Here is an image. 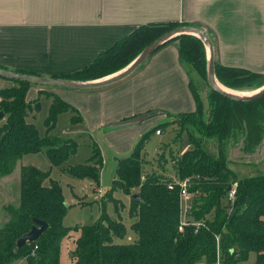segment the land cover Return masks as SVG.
I'll list each match as a JSON object with an SVG mask.
<instances>
[{
    "label": "trees",
    "instance_id": "16d2710c",
    "mask_svg": "<svg viewBox=\"0 0 264 264\" xmlns=\"http://www.w3.org/2000/svg\"><path fill=\"white\" fill-rule=\"evenodd\" d=\"M178 26L189 25L174 21L139 25L87 65L59 78L90 81L115 73L154 39ZM204 32L211 41L209 31ZM170 42L176 43L179 60L203 74L205 52L197 37L179 34L153 53ZM213 73L216 80L225 86L240 82L252 83L258 88L264 84L263 75L223 66L214 59ZM12 82V85L0 88V112L3 114L0 118V177L9 174L22 155L42 149L51 165H60L75 153V141L46 133L39 136L35 128L25 121L29 104L24 97L30 84ZM211 91L214 105L209 109L207 125L201 121V108L197 101H194L193 111L178 113L177 116L193 118L196 125L204 127L207 137L217 141L216 154L210 155L200 144L190 142L191 148L169 159L176 182L153 172L143 175L141 153L144 143L150 133L159 129L155 127L144 132L127 155L116 157L115 178L103 196L105 201L112 202L116 216L109 217L101 206L102 211L93 224L76 228L78 235L70 255L71 264H195L198 261L204 264H238L246 260L249 253L254 254L251 264H264V172L238 178L228 167L221 146L227 144L236 131L241 132L244 152H251L259 145L264 135V94L252 101H234ZM44 94L50 98L44 119L47 130L61 111L77 112L56 95ZM257 104L258 109H254ZM238 108L243 109L242 117H238ZM75 117V120L72 117L70 120L80 119L77 113ZM158 158H163L162 152ZM100 165L99 149L91 144L87 161L69 167L67 171L78 178L96 182ZM46 178V174L36 167H19L18 203L16 206H2L7 219L0 226V264H9L20 258L26 264H58L59 242L67 236L70 228L61 224L65 205L60 188L51 180L44 184ZM183 180H186L185 190L190 195L184 219L178 184ZM227 186L234 188L231 200L227 199ZM116 187L129 195V227L136 236L131 243L113 242L114 238L123 236L125 229L119 215L123 205L111 195ZM133 193L138 194L135 200L131 198ZM103 197L102 205L105 202ZM33 217L46 223L45 230L36 241L15 251L16 239L29 230Z\"/></svg>",
    "mask_w": 264,
    "mask_h": 264
},
{
    "label": "crops",
    "instance_id": "0c3cea01",
    "mask_svg": "<svg viewBox=\"0 0 264 264\" xmlns=\"http://www.w3.org/2000/svg\"><path fill=\"white\" fill-rule=\"evenodd\" d=\"M170 21L208 30L213 59L219 64L264 76V0H0V69L57 78L87 65L137 26ZM125 79L98 88L102 90L30 84L24 97L27 111L45 92L99 127L151 110L179 113L194 108L172 43L151 54ZM12 84L0 78V88ZM150 123L109 128L114 154L130 152ZM259 144L257 150L264 147V135ZM7 176L0 177L4 199ZM253 260L252 253L249 264Z\"/></svg>",
    "mask_w": 264,
    "mask_h": 264
},
{
    "label": "rangeland",
    "instance_id": "374dc122",
    "mask_svg": "<svg viewBox=\"0 0 264 264\" xmlns=\"http://www.w3.org/2000/svg\"><path fill=\"white\" fill-rule=\"evenodd\" d=\"M171 43L174 47L176 46L175 42H170V44ZM204 52L206 62L207 53L205 48ZM179 64L181 69L184 71L187 80V88L191 94L193 102L197 101L201 108V121L204 125H207L210 120L209 109L214 105L212 101L214 100V94H212V91L206 82V63L203 74H200L192 67V65L183 60H179ZM129 76L126 78H129ZM104 78H100L98 80H102ZM125 80L127 79H124L123 81ZM8 81L12 82L10 80ZM123 81H118V84ZM225 87L237 92L250 93L256 91V85L252 83L235 82L233 86ZM49 101V98L44 93H40L37 101L39 103V109L37 110L32 108L30 112L26 111L25 121L30 123L41 137L46 133L47 135L60 137L61 139H73L76 143V151L60 165H51L47 160L43 149L35 153L22 155L16 161V167H14L12 171L7 174L8 180L5 184L6 193L8 195L5 199L7 201L0 193V226L7 219V214L3 211L2 206L5 205L6 202L7 204L9 202L10 205L18 203L19 167L21 165L36 167L38 170L46 174L47 178L44 180V184H48L49 180L57 183L65 205V211L61 218V224L69 227L70 231L67 236L61 238L59 242L58 264H71L70 255L74 249V242L78 235V230H76V228L93 224L102 211L101 206H103L104 213H106L109 217L116 216L112 202L105 201V197L103 196L111 187L112 181L115 178L116 157H122L121 155L125 156L129 152H125L121 155L114 154V151H117V149L116 145H114L115 142L110 141L109 137H107L106 132H108L107 130L109 128L124 129L128 127H135L138 124H144L148 122V120H151L149 127L143 131L141 135L155 127L159 129V132L157 134L155 132L150 133L144 143L143 151L141 153L143 175L153 172L157 175L170 178L175 182L177 179L170 167L169 159L176 157L178 154L182 153L183 150L191 148L192 145L190 142L200 144L201 148L210 155L214 156L217 151V141L214 138L207 137L208 135H206L203 131L204 127L196 125V120H192L193 118L188 117L181 118L182 116H177L178 113H170L168 111H166L168 112L167 114L157 113L150 115L146 119L133 124H127L120 127H110L106 124L103 127H99L90 125V123L87 122V119H83L78 112L76 113L79 115L80 119L72 122L70 118L72 117L73 120H75L76 113L66 110L57 114L53 126L47 130L44 125V119L47 114V104H49ZM122 105H124L123 102ZM258 107L259 104L253 106L254 109H258ZM194 109L195 103L193 110ZM242 111V108H238L236 110L238 117H242V114H244ZM141 135L136 138L134 143ZM241 140V132L236 131L231 139L229 138L227 144H221L228 161V167L236 173L238 178L264 172V147L257 150L260 145L259 144L253 151L244 152L242 150L243 144L241 143ZM91 144L96 145L101 156V165L97 171L96 182H93L88 178H78L71 175L67 171L69 167L81 165L87 161L91 154ZM262 145L264 144H261V146ZM160 152H162L163 155L162 159L158 158ZM111 195L115 200L123 205V207L119 210V215L125 228L123 236L120 238H114L113 242L131 243L135 240L136 236L129 227L131 222V219L127 214L129 195H126L120 188L117 187L113 190ZM102 197L103 201H105L103 205L101 203ZM3 199L5 201H3ZM180 209L183 214L182 219H184V213H186L188 209L187 201L180 202ZM251 255L252 253H249L248 258L239 264H249ZM9 264H26V261L20 258L13 260Z\"/></svg>",
    "mask_w": 264,
    "mask_h": 264
},
{
    "label": "water",
    "instance_id": "95a60500",
    "mask_svg": "<svg viewBox=\"0 0 264 264\" xmlns=\"http://www.w3.org/2000/svg\"><path fill=\"white\" fill-rule=\"evenodd\" d=\"M179 34H190L197 37L203 44L204 48L206 49L207 59H206V82L208 86L214 90L215 92L225 96L234 101H252L257 99L258 97L264 94V84L258 88H256L257 92L248 95H234L230 92H226L222 88L219 87L217 81L215 79L213 73V50H212V43L209 39V36L201 29L195 26H178L173 28L166 33L162 34L158 38L154 39L148 45H146L137 55L136 57L130 61L125 67L118 70L115 73L110 75V78L105 80L97 81V80H90V81H74L68 80L63 78H55V77H41L32 74H26L21 72H13L9 70L0 69V78L6 80H15L26 82L28 84L34 85H42V86H49V87H57V88H65V89H73V90H91V89H98L102 88L111 84H114L118 81H121L131 75L158 47H160L163 43L168 41L174 36ZM109 76V75H108ZM106 77V76H105ZM103 78V77H102ZM32 107L35 109H39V103L35 102L32 104ZM162 113L161 110H151L148 112H144L142 114H138L136 116H132L130 118H125L118 122H115L110 125V127H120L127 124H133L140 120L146 119L148 116ZM3 116L2 112H0V118ZM230 186H227L226 190H229ZM138 197L137 193L131 194L132 199H136ZM46 223L41 219L31 218V225L28 231L23 233L19 236L14 244L15 251L22 245L34 242L38 239L40 234L45 230Z\"/></svg>",
    "mask_w": 264,
    "mask_h": 264
},
{
    "label": "built area",
    "instance_id": "2783aa9c",
    "mask_svg": "<svg viewBox=\"0 0 264 264\" xmlns=\"http://www.w3.org/2000/svg\"><path fill=\"white\" fill-rule=\"evenodd\" d=\"M159 131H155V133H158ZM180 186V190H179V200L180 202H185L188 201L190 195L186 192L185 190V184H186V180H183L181 182L178 183ZM170 187V186H169ZM233 192H234V188L231 187L228 191H227V199L231 200L233 197Z\"/></svg>",
    "mask_w": 264,
    "mask_h": 264
},
{
    "label": "bare ground",
    "instance_id": "6f19581e",
    "mask_svg": "<svg viewBox=\"0 0 264 264\" xmlns=\"http://www.w3.org/2000/svg\"><path fill=\"white\" fill-rule=\"evenodd\" d=\"M113 76V75H112ZM111 76H108V77H105L104 79H102V80H105V79H107V78H110ZM101 81V80H100ZM217 84L219 85V87L220 88H222L223 90H225L226 92H230V93H232V94H234V95H241V96H243V95H248V94H250V93H254V92H256V91H254V92H250V93H248V92H237V91H234V90H231V89H229V88H226L225 86H223V85H221L220 83H218L217 82Z\"/></svg>",
    "mask_w": 264,
    "mask_h": 264
}]
</instances>
